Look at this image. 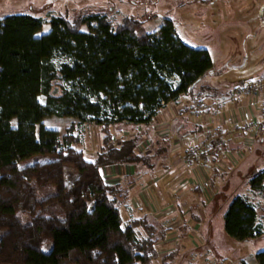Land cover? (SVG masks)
I'll return each instance as SVG.
<instances>
[{
  "label": "trees",
  "instance_id": "obj_1",
  "mask_svg": "<svg viewBox=\"0 0 264 264\" xmlns=\"http://www.w3.org/2000/svg\"><path fill=\"white\" fill-rule=\"evenodd\" d=\"M143 21L126 16L116 25L106 12L76 19L57 15L50 18V30L38 35L45 23L41 16L23 12L0 19V264L173 260L178 244L165 256L157 249L167 228L147 216L124 223L121 207L129 190L107 182L103 168L128 165L153 171L160 161L166 168L171 138L151 135L161 107L181 95L194 101L230 97L247 82L233 89L207 82L206 75L214 72L208 49L184 42L169 18L157 32L141 35ZM51 115L101 124L102 149L87 157L77 146L76 125L61 135L43 124ZM117 123L147 128L117 139L110 128ZM203 131L202 123L185 114L173 128L180 138ZM209 153L203 151L202 157ZM31 157L37 159L23 163ZM249 184L254 195L264 192V169ZM254 197L237 194L231 200L224 213L229 237L245 241L264 234ZM256 259L264 264V250Z\"/></svg>",
  "mask_w": 264,
  "mask_h": 264
},
{
  "label": "rangeland",
  "instance_id": "obj_2",
  "mask_svg": "<svg viewBox=\"0 0 264 264\" xmlns=\"http://www.w3.org/2000/svg\"><path fill=\"white\" fill-rule=\"evenodd\" d=\"M23 12L45 19L38 35L50 30V18L57 15L76 19L86 13L106 12L116 25L121 23L124 17L134 16L142 21L144 19L142 27L138 30L141 35L157 32L165 23V19L169 18L184 42L193 47L209 50L214 63V72L206 75L207 82L225 88V86H235L246 81L257 80L264 75V0H0V19L10 14ZM82 30L87 31V27L83 26ZM55 62L59 64L61 59L57 57ZM40 100L44 103L45 96L41 95ZM184 105L190 106L188 102ZM209 114L210 112L204 111L205 116L199 122L202 119L206 122ZM168 115L171 116V113L160 110L154 117V121L152 120V124L154 126L161 124L163 120L169 118ZM261 119L263 118L259 117L257 122ZM43 124L46 127L57 129L61 135L68 132L72 124L76 125L74 132L81 139V143L77 146L85 150L87 157L93 158L95 153L102 149L104 133L101 124L90 120L87 123H81L75 117L56 115L46 117ZM127 125L121 123L111 125L115 138L120 137L119 133L123 129L132 130V124ZM238 126L236 130L242 133L243 141L249 130L255 128V124L249 128L243 127L241 123ZM157 129L159 133L166 134L159 125ZM232 130L234 128L229 125L226 136H230ZM263 137L264 135H260V139H257L255 144ZM226 149H228L227 145ZM251 150L252 148L248 154ZM255 154L254 160L257 161L255 165L261 169L264 167V152ZM246 158L247 156L237 166L242 165L247 160ZM36 159V157H31L23 163H31ZM237 166L220 171L223 177L219 182H225L220 192L219 190L216 192L213 182L210 183L207 180L201 191L202 198L193 193L195 194L193 199H188L182 194L177 205L174 202L176 197L175 199L171 197L174 206L169 210H165L164 205H162L163 209L157 208L161 214L165 213L164 215H170L171 210L176 208L170 215L173 217L168 218L173 225H176L175 231L157 245L159 250L169 252L175 250L178 244L179 249L176 250L173 260H167V264H240L242 261L248 264L258 263L256 253L264 250V235L240 241L229 237L225 232L224 213L228 205L237 194L252 195L253 189L248 182L250 177L257 172L233 170ZM103 172L107 181L112 182L119 179V173L112 175L108 170L107 173ZM141 176L146 180L148 173ZM190 177H192L191 181L185 180L194 186L193 181L196 177ZM180 184L172 186L170 191H175ZM188 190V188L185 189V191ZM257 195L255 199L260 206L259 215L261 216L263 201ZM135 196L137 197L132 194L131 197L134 199ZM207 198L208 200L213 198L209 206L205 203ZM122 214L126 222L137 212L130 211L126 206L122 208ZM197 216L200 221L195 220ZM181 222H184L186 226L184 227ZM183 236L185 237L182 238ZM165 255L167 254L161 256ZM156 263L161 264L159 260Z\"/></svg>",
  "mask_w": 264,
  "mask_h": 264
},
{
  "label": "crops",
  "instance_id": "obj_3",
  "mask_svg": "<svg viewBox=\"0 0 264 264\" xmlns=\"http://www.w3.org/2000/svg\"><path fill=\"white\" fill-rule=\"evenodd\" d=\"M235 86H229V87L225 86V89H233V87ZM203 99H205L207 102V106L204 109L206 112H210V115L215 114V116L218 119L219 118L225 119L224 122L219 126L218 132L225 137L227 141L226 145L228 146V149H236L240 147V145L243 142V137H242V133H239L238 130L235 129V126L237 127L240 123L242 124V122H247L246 120L250 122L252 119L254 120L258 119V117H256V114H255L257 103L248 97L232 98L230 96L226 98H221V97L204 96ZM182 100L186 102H181ZM187 102L190 105H193L195 103V101L191 99L188 95H181L176 101H170L161 107L160 110H165L166 113H171V116L168 115V117L170 118V125L168 128V132H165L166 134L159 133L157 131L158 129H154V125L151 123V126L153 127V131H151V135L154 133L159 136L169 135L171 138L170 139L171 147H170L168 158L165 161H163L164 162L163 164L167 165L166 168L162 167L161 165L162 161L159 162L158 167H156L155 169H152L153 171L147 168H137L135 166H128V165H112V166H106L104 168V171H106V173L108 170V172L112 175L118 174V173L120 174V176L118 177L119 179H117L116 181H112V182L107 181V182L121 183L124 187L128 188L129 190V198L122 205L121 213H122V208L123 207L125 208L127 206L129 207L130 211L137 212V214L133 216L132 218L147 216L152 223H155L157 226H161V227L168 229L167 238L170 235V233L175 231L176 229L175 228L176 225H173V222H170L168 220L169 217H173L170 215L174 213L176 208L174 207V209L171 210L172 212H170L171 213L170 215L168 214L164 215L165 213L160 214V215H155V211L157 210V208L158 207L162 208L163 206H161V204L162 202H164L165 210H167L168 207L170 209V207L174 206V204L171 202L172 201L171 197L174 199L176 197V201L174 202H176V205H177L180 202V200L178 201V199L182 197L181 196L182 194L185 195V197L188 199L190 198L193 199L195 194H197L199 197L201 196L202 198L203 193L201 191L205 187L202 183L203 182L202 177L204 175L203 171L200 168H193L190 165H187L186 163L184 164V162L187 160L186 153L184 152L183 149L180 152H176L174 151V147H173L174 142L180 138V136H176L173 134V128L176 122L178 121L180 114L181 115L184 114L179 110V108L181 106H184V104ZM238 119L240 120L237 121ZM203 122L205 121L202 119L200 123H202L203 126H205L207 124V121L205 123ZM123 124L125 125L128 124L127 126H129V124L131 123H123ZM229 125L232 126L234 130H232V133L230 134V136H226V133H227L226 130ZM132 126H133L132 130L123 129L122 132L119 133V136L121 137L123 135L124 136L132 135L134 134L136 130L137 131L141 130L142 132H145L147 128V126H145L142 123L137 124V125L132 124ZM111 127L112 126H110V128ZM111 131L113 132L112 128H111ZM190 135H195V134L191 132L185 133V136H190ZM102 147H103V144H102ZM260 148L262 152L260 151ZM258 152L262 154L264 152V137L260 141H258L256 144L253 145L251 152L247 155V158H246L247 160L245 162L243 161L244 163L242 165L237 166L233 170H248L250 171V173H252V171L255 172V171L263 170L264 167H262L261 169H258L255 165L257 161L254 160V156L256 155L255 153H258ZM89 158H92V157H89ZM147 173H148V178L145 180L144 177H142L141 175L147 174ZM190 176H194L200 179V181L197 183L194 180L193 183L195 185L192 183L194 186H191V188L188 191L178 192V193H173L170 191V188L172 186L178 185L179 183L183 182L185 179H189L191 181L192 177ZM222 177H223L222 172H215V174L208 181L210 183L213 182L214 184L213 186L216 192L217 190H219L220 192L221 189L223 188V184L225 182H221V183L219 182L220 178ZM248 185H250L249 182H248ZM251 193H252L251 196L254 197L255 196L254 192L252 191ZM132 194L137 195V197L135 196L133 199L131 197ZM256 194H258L257 196L262 198V201H263L261 205V210H263L262 211L263 214H261V216L259 215L260 206L257 202L256 203L258 204L257 205L258 220L262 223L263 231H264V194L263 193L259 194V192L257 191H256ZM212 200L213 198L211 200H208V198L207 200H205V203L207 204V206H209ZM254 200L256 201L255 197H254ZM122 217H123V214H122ZM123 220H124V217H123ZM128 220L126 222L124 221V223H127ZM195 220L200 221L198 216ZM181 223H183L184 225V222H181ZM185 226L186 225H184V227ZM187 231H186V234H187ZM184 237L185 236H183L182 238ZM165 240H162L159 243ZM158 251L162 255L168 254L170 252V251L163 252L162 250H159V249Z\"/></svg>",
  "mask_w": 264,
  "mask_h": 264
},
{
  "label": "built area",
  "instance_id": "obj_4",
  "mask_svg": "<svg viewBox=\"0 0 264 264\" xmlns=\"http://www.w3.org/2000/svg\"><path fill=\"white\" fill-rule=\"evenodd\" d=\"M232 98L248 97L257 103L256 117H261V121L258 119H252L250 122H242V126L245 128L251 127L255 124L254 130L251 129L248 135L244 138L243 143L238 149H226V139L223 135H215V132L219 129V126L224 122V118H217L215 114L207 116V124L204 126V131L199 135H190L183 138H179L173 144L174 151L180 152L182 149L187 155V160L184 162L193 168H200L204 175L202 177V183L209 180L216 171L220 172L226 170L229 167L237 166L241 160H243L250 149L253 147L257 139H260V135H264V79L260 82H247L237 88ZM207 106L205 99L195 101L193 105H184L179 110L188 116L192 122H199V120L205 116L204 109ZM181 115V114H180ZM238 119L237 121H239ZM154 121V120H153ZM152 121V123H153ZM87 123V122H86ZM164 132H168L170 125V118H166L157 124ZM157 125L154 129H157ZM237 127L235 126V129ZM216 137V138H215ZM215 138V143L212 145L211 141ZM146 148V142L141 144L140 149ZM210 150V153L206 157H202V152ZM104 171V168H103ZM104 173V172H103ZM198 183L200 179L194 178ZM208 182V181H207ZM191 188V183L188 180L181 182L177 186L176 190L172 192L178 193L185 191V189ZM164 205L163 203L161 206ZM169 210V207L167 208ZM156 215L161 214V211L156 210Z\"/></svg>",
  "mask_w": 264,
  "mask_h": 264
}]
</instances>
